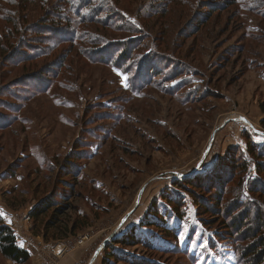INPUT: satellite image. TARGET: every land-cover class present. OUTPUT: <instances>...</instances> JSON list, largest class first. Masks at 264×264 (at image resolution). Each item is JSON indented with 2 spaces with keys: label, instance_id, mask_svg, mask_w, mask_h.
<instances>
[{
  "label": "rangeland",
  "instance_id": "1",
  "mask_svg": "<svg viewBox=\"0 0 264 264\" xmlns=\"http://www.w3.org/2000/svg\"><path fill=\"white\" fill-rule=\"evenodd\" d=\"M261 6L0 0V217L28 264H258L229 210L264 215Z\"/></svg>",
  "mask_w": 264,
  "mask_h": 264
},
{
  "label": "trees",
  "instance_id": "2",
  "mask_svg": "<svg viewBox=\"0 0 264 264\" xmlns=\"http://www.w3.org/2000/svg\"><path fill=\"white\" fill-rule=\"evenodd\" d=\"M85 2H83L82 5ZM232 3H235L234 1ZM72 6V5H71ZM81 5H78L77 8H72V13L76 17H80L84 12L88 11L91 17L94 16V14L97 13V9L88 10L87 7L81 8ZM248 14L257 15V17H260L262 20H264V6H261L260 9L257 11L250 10ZM72 21V20H71ZM194 30V28H193ZM100 60H103V58H100ZM252 148V146H250ZM250 153H253L252 150H250ZM243 162L239 163L237 167H243ZM245 167H247L245 165ZM224 181V176H219L217 179L213 180L211 183L208 184V187H202V190L204 192H209L208 194L214 193L213 191H216L214 194L216 197H211L210 200H205V198L197 200V205L200 209L203 211H208L207 213H213L214 211H217L215 214L217 217L221 215L220 210H218V201L220 198H218V193L221 191V183ZM206 188V189H205ZM250 193L253 194L254 190H250ZM235 206L230 208V213H236L240 209L238 206L239 203L237 202L234 204ZM54 204L50 198L41 201L36 207L33 208V210L30 212V217L32 219H38L53 209ZM249 211V210H248ZM246 212L245 216L244 214H241L238 217H235V213L232 215H229L231 218L234 217V220L232 221L233 224L231 225L230 229L237 231V237H240L242 239L247 238V240L255 241L251 247L249 248V257L252 258V263H264V234L262 236H259L260 233H264V215L261 213V211L258 209L257 205L255 208L249 212ZM216 216L212 215V219H216ZM241 218H243L241 220ZM165 235H168L167 231L164 232ZM259 236V238H258ZM251 241V242H253ZM0 255L7 261L13 263V264H28L31 260V255L28 251L23 250L19 247L17 243V237L14 234V231L6 226L3 223L2 218L0 217Z\"/></svg>",
  "mask_w": 264,
  "mask_h": 264
},
{
  "label": "water",
  "instance_id": "3",
  "mask_svg": "<svg viewBox=\"0 0 264 264\" xmlns=\"http://www.w3.org/2000/svg\"><path fill=\"white\" fill-rule=\"evenodd\" d=\"M247 124L250 125V126L253 128V126H252L249 122H247ZM217 132H218V130H216V131L214 132V135H213L212 138H211V143L214 141V139H215V135H216ZM145 188H146V186H144V187L142 188V190L140 191V193H139V195H138L137 206H138L139 203H140V200H141V198H142V196H143V193H144V191H145ZM130 215H131V213H129V214L123 219L121 225H123V224L126 222V220L129 218ZM107 244H108V241H105L104 244H103V246H106ZM98 255H99V251H98L97 254L94 256L92 262L95 261V259L97 258Z\"/></svg>",
  "mask_w": 264,
  "mask_h": 264
},
{
  "label": "snow or ice",
  "instance_id": "4",
  "mask_svg": "<svg viewBox=\"0 0 264 264\" xmlns=\"http://www.w3.org/2000/svg\"><path fill=\"white\" fill-rule=\"evenodd\" d=\"M124 79L127 80V77L125 76ZM124 86L127 87L128 85L125 83ZM2 214H3V213H0V215H2ZM9 222H10V221H9Z\"/></svg>",
  "mask_w": 264,
  "mask_h": 264
},
{
  "label": "built area",
  "instance_id": "5",
  "mask_svg": "<svg viewBox=\"0 0 264 264\" xmlns=\"http://www.w3.org/2000/svg\"><path fill=\"white\" fill-rule=\"evenodd\" d=\"M41 264H47V263H41Z\"/></svg>",
  "mask_w": 264,
  "mask_h": 264
}]
</instances>
